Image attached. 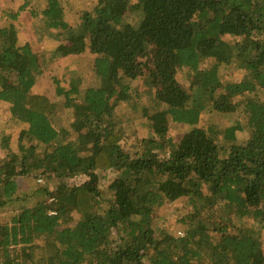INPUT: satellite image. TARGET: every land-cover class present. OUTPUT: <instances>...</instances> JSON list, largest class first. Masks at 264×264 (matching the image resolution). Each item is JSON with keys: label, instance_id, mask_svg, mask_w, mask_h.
I'll list each match as a JSON object with an SVG mask.
<instances>
[{"label": "trees", "instance_id": "16d2710c", "mask_svg": "<svg viewBox=\"0 0 264 264\" xmlns=\"http://www.w3.org/2000/svg\"><path fill=\"white\" fill-rule=\"evenodd\" d=\"M40 13L63 38L54 56L93 53L98 83L55 80L73 113L58 124L51 97L33 90L38 54L15 23L0 28V100L26 124L18 151L0 161V208L17 200L18 176L59 181L0 222V264H264V0H98L74 21L61 0H45ZM225 66L244 75L223 80ZM138 79L153 91L144 114L154 134L131 152L115 108ZM204 113L213 119L202 125ZM231 116L222 128L217 118ZM171 122L187 125L177 140ZM180 198L189 208L175 235L154 212Z\"/></svg>", "mask_w": 264, "mask_h": 264}, {"label": "rangeland", "instance_id": "374dc122", "mask_svg": "<svg viewBox=\"0 0 264 264\" xmlns=\"http://www.w3.org/2000/svg\"><path fill=\"white\" fill-rule=\"evenodd\" d=\"M61 1L65 8V18L71 21L79 20L81 11L93 9L98 2V0ZM24 3L25 0H0V28L15 23L16 26H18L19 41H30L33 50L39 56L41 67H43V73L33 90L51 97L53 103H55V121L58 124L70 125L73 121V113L70 109L64 108L63 97L56 95L55 80H60L64 85H67V81H69L71 76L83 73L85 83L97 84L98 80L95 79L93 72L95 55L86 50L80 54H70L60 57L54 56V50L63 38H59V40L57 32L55 30H48L44 24L43 14L40 12L45 5V0H32L23 10H19ZM16 12H18L16 19L9 16V14L12 15ZM126 17L127 20L138 22L140 13L129 12ZM224 39L231 43L237 41V38H233L230 35H226ZM243 75L244 71L235 69L232 66H225L221 71L223 80H240ZM189 77L187 69L178 70L177 79L184 87L188 85ZM133 86H135V91L132 92L133 95L125 101L117 102L115 108V114L119 116L125 129V137L122 141V145L131 152L138 150L142 138L154 134L144 114L145 107L151 104L153 91L151 88L143 86L141 79L135 80ZM212 115L204 113L201 124L203 125L212 120ZM216 116L218 117V115ZM235 118L236 117L233 116L228 118L223 117L217 118V121L223 128L226 125L234 123ZM25 127L26 124L23 122L12 120L10 104L0 100V161L8 156L10 149L18 151L20 132ZM186 129L187 125L171 122L169 124L168 134L177 140L184 134ZM3 136H8L9 138V149H6L2 142ZM247 138L248 131L244 130L238 132L236 143H243ZM24 142H27V140H24ZM219 146L222 148L225 147L223 142H220ZM108 174L109 177L113 176L111 172ZM17 180L19 183L17 200L0 208V222L10 221L15 214L14 209L18 208L20 204H22V206H30L37 202V200L43 196L42 193L41 195L40 192H38L41 186L47 184L49 191H54L59 183L58 179L55 177L46 181L42 175L37 176L35 173H31L28 176H18ZM82 180H84V178H80L78 181L81 182ZM70 181L71 183L75 182V178ZM107 184V180L101 181V189L104 193L109 192L106 188ZM46 200L52 202L53 198L47 197ZM51 204L52 203H50V205ZM188 208L186 199L180 198L173 202H167L165 205L158 208L154 212V217H157L159 223L167 225L172 234L178 235L182 229H180L181 227L177 219L181 214H184ZM76 216L77 215L74 214L73 218H76ZM68 222H71V220ZM261 233L264 248V229H262Z\"/></svg>", "mask_w": 264, "mask_h": 264}, {"label": "built area", "instance_id": "2783aa9c", "mask_svg": "<svg viewBox=\"0 0 264 264\" xmlns=\"http://www.w3.org/2000/svg\"><path fill=\"white\" fill-rule=\"evenodd\" d=\"M180 234H181V232H180Z\"/></svg>", "mask_w": 264, "mask_h": 264}]
</instances>
